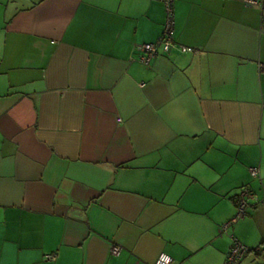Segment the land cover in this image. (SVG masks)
<instances>
[{"label": "crops", "instance_id": "0c3cea01", "mask_svg": "<svg viewBox=\"0 0 264 264\" xmlns=\"http://www.w3.org/2000/svg\"><path fill=\"white\" fill-rule=\"evenodd\" d=\"M173 10L142 65L160 0H0V264H225L232 239L264 264V204L221 232L264 195L262 9Z\"/></svg>", "mask_w": 264, "mask_h": 264}, {"label": "built area", "instance_id": "2783aa9c", "mask_svg": "<svg viewBox=\"0 0 264 264\" xmlns=\"http://www.w3.org/2000/svg\"><path fill=\"white\" fill-rule=\"evenodd\" d=\"M164 4L165 8V21L163 25V30L161 36L153 43L142 44L136 49L140 52L139 57L136 61L142 65H149V63L158 55L161 51L164 54H168L170 50L174 47L172 35L174 30V10L173 2L174 0H160ZM246 5L257 6L262 8V0H243ZM179 51L181 53L191 52V48L179 46ZM259 73H264V65L259 64ZM249 174L252 178H257L259 176V171L257 168H250ZM264 204V195L259 198L254 192L248 188H242L234 199L235 205V215L228 220L225 224L221 226V232L226 233L229 228H231L238 221L245 218L249 208L257 205ZM120 246L113 245L110 249L111 256H118L120 254ZM248 248L240 244L237 240L232 239V244L230 246L229 252L227 254L225 264H239V262L246 255ZM47 260H53L52 256H46ZM154 264H172V259L169 255L165 253H160Z\"/></svg>", "mask_w": 264, "mask_h": 264}, {"label": "trees", "instance_id": "16d2710c", "mask_svg": "<svg viewBox=\"0 0 264 264\" xmlns=\"http://www.w3.org/2000/svg\"><path fill=\"white\" fill-rule=\"evenodd\" d=\"M262 10V13H261V24H262V28H263V30H264V0H262V8H261ZM236 197V196H235ZM235 199V198H234ZM250 251H254V252H256V253H258L259 251H260V248L258 247V248H256V249H254V250H250V249H248V251H247V253H246V255L250 252ZM245 255V256H246ZM244 256V257H245ZM243 257V258H244ZM240 263V262H239Z\"/></svg>", "mask_w": 264, "mask_h": 264}]
</instances>
